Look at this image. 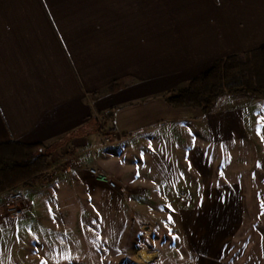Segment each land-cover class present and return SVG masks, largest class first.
<instances>
[{
  "label": "crops",
  "instance_id": "obj_1",
  "mask_svg": "<svg viewBox=\"0 0 264 264\" xmlns=\"http://www.w3.org/2000/svg\"><path fill=\"white\" fill-rule=\"evenodd\" d=\"M262 45L264 0H0V143L56 145L52 168L75 156L67 170L76 187L91 183L93 165L117 177L114 205L80 209L95 221L109 212L119 230L110 241L120 248L95 264H139L134 251L155 241L147 264H264V96H226L208 113L162 97L215 60ZM136 141L149 143L162 176L143 174L148 164L135 171ZM97 191L86 194L110 193ZM54 213L37 216V233L50 235L25 262H71L49 256Z\"/></svg>",
  "mask_w": 264,
  "mask_h": 264
},
{
  "label": "rangeland",
  "instance_id": "obj_2",
  "mask_svg": "<svg viewBox=\"0 0 264 264\" xmlns=\"http://www.w3.org/2000/svg\"><path fill=\"white\" fill-rule=\"evenodd\" d=\"M239 94L246 95L244 97L247 99H249V97L258 96L243 93ZM226 96L232 95H225L221 97L220 100ZM219 102L217 106H219ZM262 108L264 109V107ZM259 111L264 112L262 109ZM249 118L250 117H248V119ZM91 125L93 126V130L95 127L99 128L98 120L92 118ZM179 136L180 145L184 148L189 146L191 135L185 133L180 134ZM251 142H254V140ZM53 147H56V145L52 146V148ZM60 147L62 148V151H64L63 154H72L71 147L67 145L64 146V144H61ZM152 152L149 143H141L138 141L130 143L128 148V153L132 160L131 162L138 165L135 169L137 173L140 174L143 165L148 164L150 166H148L147 169L148 173L143 174L151 176L149 174L154 173L156 176H162V173H160L159 170V167H161L159 164H161V162L152 159L154 158ZM256 153V158L263 161L264 154L260 145L257 147ZM67 159L69 161L67 164L72 166L77 160L75 156L71 155ZM155 163H157V166H155ZM72 166L68 167L66 165L63 166L62 163H56L54 169L51 167L52 169L49 170L53 173V177H50L51 173L48 171L44 178L45 182L38 184L33 190L15 187L3 192V194L1 193L2 195L0 194V223H13L7 226L4 230L0 229V264H30L23 260L24 256L29 255L35 257L38 254L44 253L45 248L40 245L42 242L38 240L47 238V235H50V233H47V235L44 233H37V230H35L38 224L36 223V218L37 216L39 218L42 216L45 217L46 214H49L50 217L52 216L51 211L55 212V215H53L55 220L51 225L54 228V237L57 241L54 242L55 244H52L53 246L51 251H49V256L51 254L54 255V257H62L67 254V256L72 257L71 262L67 264H95L94 259L96 255L103 254L106 258H109V255L107 254H111V252H115V250L117 251L118 248H120L118 247V241H110L111 238L118 236L119 230L114 229L116 222L114 219H111L109 212L99 215L100 219L97 221L90 219L92 215L80 213V209L86 205H92L90 203L92 201L98 206V208L102 209L114 205L112 202L115 200V197L110 201L108 196H103L100 193L93 197L87 195L86 192H91L92 187H96V191L102 187L105 190L107 188L103 185H97L95 180L90 176L91 183L84 181L83 185L80 184L81 187H76L74 180L68 178L70 172H68L67 169L72 168ZM180 168L185 170L189 168V165H182ZM47 179H49V181H46ZM117 180L116 177V183H120L119 180ZM18 218L20 219L13 221ZM14 223H16V225H14ZM22 228H24L25 231ZM28 228H30L29 231ZM159 234L160 230L155 229L152 231L151 236L158 237ZM64 239H67L65 243L61 241ZM60 241L62 242V245H60ZM95 242L97 243L96 246H90V243L94 244ZM115 242L117 243L114 244ZM157 246L159 245L157 244V241H155L154 246L146 247L145 250L141 251V255L136 254L137 251L134 249L135 251H133L135 253H133L132 257L136 259L139 264H147V261L143 259H148L149 252H153ZM84 254V257H86L85 263L74 261ZM117 254V259L118 257L120 259V257L125 256L124 252ZM89 261L91 262L89 263ZM106 264H112V262Z\"/></svg>",
  "mask_w": 264,
  "mask_h": 264
},
{
  "label": "trees",
  "instance_id": "obj_3",
  "mask_svg": "<svg viewBox=\"0 0 264 264\" xmlns=\"http://www.w3.org/2000/svg\"><path fill=\"white\" fill-rule=\"evenodd\" d=\"M122 86L121 80L114 81L107 90ZM239 93L264 96V45L215 60L205 71L183 86L167 90L162 97L173 107H197L208 113L217 107L221 97ZM55 148L40 142L0 143V194L44 183Z\"/></svg>",
  "mask_w": 264,
  "mask_h": 264
},
{
  "label": "built area",
  "instance_id": "obj_4",
  "mask_svg": "<svg viewBox=\"0 0 264 264\" xmlns=\"http://www.w3.org/2000/svg\"><path fill=\"white\" fill-rule=\"evenodd\" d=\"M78 160H76V164ZM89 176L92 177L97 185H103L105 188L109 190L108 199L112 201L114 199V191L118 188V185L113 177L109 174L98 168L97 166L93 165L88 168ZM92 192L96 191V187L91 188ZM119 211V209H118Z\"/></svg>",
  "mask_w": 264,
  "mask_h": 264
},
{
  "label": "bare ground",
  "instance_id": "obj_5",
  "mask_svg": "<svg viewBox=\"0 0 264 264\" xmlns=\"http://www.w3.org/2000/svg\"><path fill=\"white\" fill-rule=\"evenodd\" d=\"M146 256V255H145Z\"/></svg>",
  "mask_w": 264,
  "mask_h": 264
}]
</instances>
